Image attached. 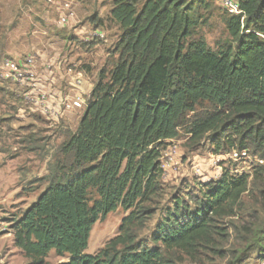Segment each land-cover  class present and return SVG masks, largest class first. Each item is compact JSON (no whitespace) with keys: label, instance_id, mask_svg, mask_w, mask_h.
I'll return each mask as SVG.
<instances>
[{"label":"trees","instance_id":"16d2710c","mask_svg":"<svg viewBox=\"0 0 264 264\" xmlns=\"http://www.w3.org/2000/svg\"><path fill=\"white\" fill-rule=\"evenodd\" d=\"M216 1L112 0L107 21L121 29L118 57L100 71L77 129L66 131L45 188L12 221L26 264H46L51 251L67 255L65 264H176V252L194 261L201 251L226 255V219L236 216L251 184L264 185V166L253 183L251 172L225 168L199 183L198 193L162 208L155 202L164 145L182 127L191 143L208 140L217 155L254 150L264 160V0H237V14L223 8L228 37L213 50L199 28ZM89 22L105 27L97 15ZM118 208L128 212L118 234L88 253L93 226ZM158 210L150 245L140 232ZM254 237L252 248L264 255V225Z\"/></svg>","mask_w":264,"mask_h":264},{"label":"rangeland","instance_id":"374dc122","mask_svg":"<svg viewBox=\"0 0 264 264\" xmlns=\"http://www.w3.org/2000/svg\"><path fill=\"white\" fill-rule=\"evenodd\" d=\"M32 1L0 0V62L5 57L18 59L26 55H36L37 52H42V47L50 38L47 35L50 30L46 24L52 25V10L48 8L49 18H46L42 12L45 8L44 0ZM99 1H104L103 4L107 7L111 2ZM85 2L86 0L76 7L78 23L74 27L83 30L87 37L88 30L92 28L90 14L83 17L78 13L79 7ZM216 4L217 10L199 28V32L213 50L218 49L228 37L221 15L224 9L218 1ZM104 29L107 40L97 42L101 46L91 51L85 50L87 54L83 56L79 55L82 63L93 70L99 69L104 62H108L105 66L110 68L118 57L116 45L121 29L111 21L106 22ZM16 54L21 56L14 57ZM63 61L69 66L68 60ZM0 88V264H26L27 259L15 245L12 221L45 188L44 178L50 173L56 160L55 154L66 138V130L62 124L39 115L18 117V109L22 105L20 94L24 88L4 80H0ZM250 153L251 160L234 162L229 159L227 151L215 154L214 147L208 140L191 143L186 129L180 128L179 136L167 140L164 145L163 190L155 202L162 208L172 205L176 197L185 198L189 192L198 193L199 183L218 179L225 168L234 173H242V167L246 166V171L252 173L250 180L253 183L256 171L264 166V160L254 150ZM254 157L263 160V163ZM127 214L128 212L118 208L97 221L86 251L97 253L109 239L117 235ZM161 214L162 211L158 210L140 232V236L150 245L151 233L154 232ZM226 222L230 223V237L221 245L226 253L224 257L201 251L199 258L194 261L176 252V264H264L263 253L257 252L251 246L252 239H255L254 236L264 225V185L251 184L250 191L243 195L236 209V216L226 219ZM68 261L67 255H59L55 251H51L46 258V264H65Z\"/></svg>","mask_w":264,"mask_h":264},{"label":"crops","instance_id":"0c3cea01","mask_svg":"<svg viewBox=\"0 0 264 264\" xmlns=\"http://www.w3.org/2000/svg\"><path fill=\"white\" fill-rule=\"evenodd\" d=\"M43 2L45 4V8H43L42 11L44 17L49 18V9H51L54 18L52 20V25L46 24L50 30L47 35L51 39L49 38V40L47 39L48 37H46L47 43L42 47V52H37L36 54L40 68H43L44 65L50 66V68L48 70L46 69L44 72V76L40 79L38 86L42 91L53 97V102H50V105L54 115L52 118L47 117L40 111H37L36 109L29 106L23 97L24 90L20 94L22 98V105L19 107V114L17 115L20 118L31 115H39L57 122V124H62L61 126L64 127L66 131H75L85 111V108H75L71 111L61 112L59 107L60 101L63 97L70 98L77 92L83 93L86 98H89L99 78L100 71L106 64H108V62H104V64H102V66L97 70L91 69L88 65L84 64V62L82 63V61L79 59V55L83 56L87 54L85 50L91 51L92 49L98 48L101 45L97 42H85V34L80 28L75 29V27L72 25L67 27L59 26L56 23L58 18L57 12L52 7L46 5L45 1ZM103 3L105 2H100L99 0H86V2L81 7H79L78 13H81L83 17L85 14H90V17L92 15H97L98 18H101L104 21L103 25L106 26L107 18L112 8V0L108 7ZM46 8L49 9L47 10ZM59 36L61 37L60 39ZM61 39L63 41H61ZM79 51L82 53L79 54ZM18 56L20 57L21 55H14V57ZM64 59L69 61V66H73L75 68L73 73L66 71L65 66L67 64L63 61ZM62 61L63 63H61ZM76 79H80L82 81L80 87L75 85Z\"/></svg>","mask_w":264,"mask_h":264},{"label":"built area","instance_id":"2783aa9c","mask_svg":"<svg viewBox=\"0 0 264 264\" xmlns=\"http://www.w3.org/2000/svg\"><path fill=\"white\" fill-rule=\"evenodd\" d=\"M46 4L52 7L58 14L56 23L61 27L75 26L78 23L76 7L84 0H44ZM220 5L230 14H237L239 12V3L237 0H217ZM107 34L102 28H95L92 26L88 30L87 37L84 38L85 42H105ZM36 55H26L23 58L5 57L0 65V80L5 82L14 83V85L24 88L23 97L25 101L32 108L40 111L45 116L52 118L53 110L50 102L52 96L41 90L38 86L40 79L44 76L46 69L50 68L49 65H44L40 68ZM63 63V61L61 62ZM66 71L73 73L75 68L73 66H65ZM80 79L75 80V85L80 87ZM87 99L83 93H75L72 97H63L60 101V111H71L75 108H86ZM163 157V152H162ZM228 157L233 161H245L252 159V155L248 150H232L228 153ZM255 160H259L254 157ZM162 161V158H161ZM263 163V160H259ZM163 166V163H162ZM249 167V166H247ZM164 168V166H163ZM242 171H246V166L242 167ZM249 172V170L247 171Z\"/></svg>","mask_w":264,"mask_h":264}]
</instances>
